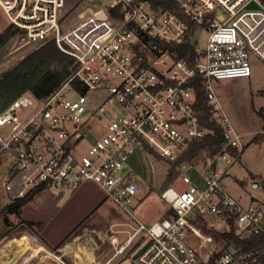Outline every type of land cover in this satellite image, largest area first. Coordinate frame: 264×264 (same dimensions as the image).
Instances as JSON below:
<instances>
[{"label":"built area","instance_id":"1","mask_svg":"<svg viewBox=\"0 0 264 264\" xmlns=\"http://www.w3.org/2000/svg\"><path fill=\"white\" fill-rule=\"evenodd\" d=\"M0 15L24 46L55 42L72 64L58 91L23 94L0 113V166L10 160L1 182L13 202L37 187L65 194L96 184L131 219L110 230L105 264H133L149 242L136 264L259 262L261 248L244 245L264 241V207H244L223 187L246 144L214 82L251 78L264 64V0H0ZM187 44L192 56L183 57ZM197 78L225 140L203 186L178 162L210 132L196 110ZM137 152L178 166L162 193L174 214L151 226L136 216L141 188L125 172ZM231 233L242 246L218 238Z\"/></svg>","mask_w":264,"mask_h":264},{"label":"rangeland","instance_id":"2","mask_svg":"<svg viewBox=\"0 0 264 264\" xmlns=\"http://www.w3.org/2000/svg\"><path fill=\"white\" fill-rule=\"evenodd\" d=\"M82 4L87 6L85 2ZM8 27V22L0 15V36ZM24 41V38L16 34L5 46L0 74L47 43L45 40L24 46ZM214 90L228 118L246 144L240 160L224 178L223 187L244 207H264V64L259 62L254 66L251 78L215 81ZM211 159L208 153L202 152L192 161H182L187 164L184 173L189 175L197 186H203L207 165ZM3 161L4 165L0 166L1 208L13 202L1 182L10 160L6 157ZM177 167L169 166L167 161L151 152H137L131 157L125 172L130 173L131 179L141 188L136 216L147 226L162 223L170 217L171 211L163 201L162 193L176 180ZM8 218L10 228H6L3 219H0V229L11 232L0 248L5 249L6 253L11 252L17 247L12 241H15L16 237L23 240L25 236L29 238L26 239L29 250L33 247L30 242L33 239L37 241V246L41 241L48 246L57 245L50 251L51 255L49 252L41 254L42 257L47 255L48 264H105L114 253V248L107 240L108 227L131 222L105 192L93 183L82 191L74 190L65 194L45 189L31 203L25 205L18 215L11 214ZM24 222H42L43 227L29 228ZM117 236L121 243L127 238L122 234ZM199 244L197 241L196 247L203 252L205 247L200 248ZM73 246L74 254L71 256L74 257L65 255V250ZM18 254L20 251L8 257L0 252V264L9 258L15 259ZM75 257L80 262L75 260ZM115 264L123 263L118 260Z\"/></svg>","mask_w":264,"mask_h":264},{"label":"trees","instance_id":"3","mask_svg":"<svg viewBox=\"0 0 264 264\" xmlns=\"http://www.w3.org/2000/svg\"><path fill=\"white\" fill-rule=\"evenodd\" d=\"M16 33V29L9 26L7 31L0 36V64L5 55V46L16 36ZM181 49V56H192L193 47L191 44L183 45ZM71 65L70 57L61 52L56 43L52 41L45 43L36 51L24 57L10 69L0 74V113L6 110L23 94H31L36 99L42 100L58 91L65 81L70 78ZM197 82L195 86L197 97L196 110L210 132L203 142L192 143L178 161L179 163L182 161H192L202 152H206L210 157H214L222 153L225 148L224 131L212 118L210 108L206 104V95L200 83V78H197ZM42 191H44L43 187L34 188L25 197L17 199L2 208L0 207V219H3L5 227L10 228L9 215H18L22 208L31 203ZM171 214L174 213L171 211ZM24 223L29 228L37 226L41 229L43 227L42 223ZM10 233V230L0 229V242L9 237ZM218 238L229 245L237 244L242 246L243 244L234 233L220 234ZM244 246L247 250L261 248L260 251L262 252L257 264H264V241L262 239L247 243Z\"/></svg>","mask_w":264,"mask_h":264},{"label":"crops","instance_id":"4","mask_svg":"<svg viewBox=\"0 0 264 264\" xmlns=\"http://www.w3.org/2000/svg\"><path fill=\"white\" fill-rule=\"evenodd\" d=\"M89 184H92V183L91 182H87V183L82 184L79 188H77L75 190V192L84 190V188L87 187V185H89ZM40 223H42V222H40ZM114 225H116V224H113V225H111V226L108 227V230H107L108 233L110 232V230L113 229V226ZM122 235H124V234H122ZM16 238L17 239L15 241H12V242H15L17 244V247L16 248H13V250L11 252L9 251L8 253H6V250L5 249L0 248V252L1 253H4L5 255H7L9 257L10 255L15 254L16 252L20 251L21 250V243H20L19 239H21V238L20 237H16ZM26 239H29V238L25 236L23 238V243L25 244V247L27 248V251H23L20 254H18L15 259L9 258L7 261L5 260L4 262H8V261L14 260L11 264H48V261L46 259L47 255H43V257H42L41 254H47L49 252V254L51 255L50 251H52L57 245L52 247V246H48L44 241H41V243L37 246L36 245L37 244V241L35 239H33L32 241L29 240L32 243V245H33V247L30 246V247H32V249L29 250L28 247H27V245H26ZM118 239H119V237H118ZM4 240H7V239L6 238L3 239L0 242V245H1V243L4 242ZM108 243L110 245H112L109 242V240H108ZM58 248H60V246ZM74 248H75V246H73V248L68 247L65 250V253H66L65 255H70L71 256L72 253L74 254ZM112 255L106 260V262L112 257ZM2 257L5 258V256H2ZM71 257H74V256H71ZM75 260H77L78 262H80L77 257H75ZM4 262L2 264H4Z\"/></svg>","mask_w":264,"mask_h":264},{"label":"water","instance_id":"5","mask_svg":"<svg viewBox=\"0 0 264 264\" xmlns=\"http://www.w3.org/2000/svg\"><path fill=\"white\" fill-rule=\"evenodd\" d=\"M140 1H145V0H140ZM97 18L99 19H103L106 20L107 19V15L105 14V12H101L100 14L97 15ZM200 33V30H198L196 32V36H198ZM169 173H171V171H169ZM151 242H149L148 244H146L143 248H141L134 256H133V264L135 263V260L146 250V248L150 245Z\"/></svg>","mask_w":264,"mask_h":264},{"label":"bare ground","instance_id":"6","mask_svg":"<svg viewBox=\"0 0 264 264\" xmlns=\"http://www.w3.org/2000/svg\"><path fill=\"white\" fill-rule=\"evenodd\" d=\"M19 241H20V243H21V250H20V253L23 252V251H27V248L25 247V244L23 243V240L20 239ZM13 261H14V260H12V261H8V262H4V264H11Z\"/></svg>","mask_w":264,"mask_h":264}]
</instances>
